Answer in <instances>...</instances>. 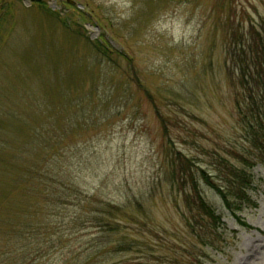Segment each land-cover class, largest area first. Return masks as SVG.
Instances as JSON below:
<instances>
[{"label": "rangeland", "instance_id": "rangeland-1", "mask_svg": "<svg viewBox=\"0 0 264 264\" xmlns=\"http://www.w3.org/2000/svg\"><path fill=\"white\" fill-rule=\"evenodd\" d=\"M12 1L0 11V127L11 131L12 150L0 156L14 163L11 155L38 130L47 161L67 167L81 199L92 194L126 206L127 214L118 216L116 233L100 231L83 222L75 196L49 200L14 166L5 176L0 165V264L105 258V246L122 237L140 252H118L115 260L264 264V163L243 139L225 64L230 22L258 21L264 0L0 5ZM177 152L191 160L194 184L173 179ZM242 153L251 160L249 199L231 213L200 170L223 186V163L244 167ZM194 188L218 216L217 228L196 210ZM34 222L37 234L24 243L21 226Z\"/></svg>", "mask_w": 264, "mask_h": 264}, {"label": "trees", "instance_id": "trees-1", "mask_svg": "<svg viewBox=\"0 0 264 264\" xmlns=\"http://www.w3.org/2000/svg\"><path fill=\"white\" fill-rule=\"evenodd\" d=\"M13 5H16L15 1L1 4L0 11L4 10L7 6L11 8ZM238 26V24L235 25L233 22H230L225 33L226 71L235 88L234 103L237 117L244 133L243 139L246 141L248 147L257 153V158L264 163V17H259L258 21L249 18L246 27L242 25L239 28ZM136 82L140 85L137 79ZM37 131L35 130L34 135L30 134L28 142L18 146L17 149L19 151L15 152L14 156L11 155L14 159L13 163L10 157H5L12 150L8 145V137L11 131L5 125L0 127V152L6 154L3 158L0 156L2 175L6 176V173L9 170L12 171L14 166V173L20 174L23 177V182L25 179L28 180L34 191L48 196L49 200L53 197V201H68L71 200L70 197L75 196V199H77L76 203L81 205L85 210V219L83 220L85 224L93 225L99 228L100 231H106V233L110 231H115L116 233L121 223L118 216L126 217V206H119L110 201L97 199L92 194H85L81 199L79 196L81 191L77 184L72 181L73 177L65 170L67 167L62 168L59 159L47 161L45 157L47 153H44L42 148L45 145H41L44 136L39 135L40 133ZM37 139L40 142H37ZM31 142H36L37 145L33 146ZM34 148L40 149V152H34ZM32 149L34 156L33 158H28L26 152L31 154ZM60 149L55 151L56 154L54 155L59 157V153H62ZM240 158L244 167L236 166L233 163H223V180L225 182L223 186L214 184L210 180L209 175L200 170L203 174L202 178L204 177L205 182L213 187L221 196L224 205L231 213L249 199L247 189L251 183V172L248 168L251 167V160L246 158L244 153L240 154ZM16 159H19L20 162H15ZM172 164L173 170L178 172V178L177 176L173 177L176 182L184 184L192 180L194 184V174L190 170L191 160L187 156L177 152ZM11 179L16 185L17 180H14L13 177ZM193 190L196 193L192 202L195 204L196 210L214 223V228H217L218 216H216L214 210L197 192L198 190L196 188ZM193 190L191 189V191ZM191 191H189V195ZM191 222L188 221L187 226L197 236L198 233L195 225ZM35 227L37 228L36 222L21 226L20 234L22 240H25L24 243H27L29 235L36 236L37 233L34 232ZM27 230L29 232L26 234ZM17 243L18 239L15 242V246L18 245ZM110 243L111 241L109 242L110 248H107L109 245L105 246L106 251H102L109 253L110 256L99 258V256L97 257L99 253L89 254L87 257L73 264H154L153 259H140L139 257L135 258L137 260H133L132 258L115 260L114 255L118 252L135 250L140 252V250L134 241L125 237L119 238L116 242L113 240ZM27 257L28 255L24 259H27ZM163 257H157L155 259L157 261L156 264H173L175 261V264H180L177 259L172 260V258ZM169 261L172 263H167Z\"/></svg>", "mask_w": 264, "mask_h": 264}, {"label": "water", "instance_id": "water-1", "mask_svg": "<svg viewBox=\"0 0 264 264\" xmlns=\"http://www.w3.org/2000/svg\"><path fill=\"white\" fill-rule=\"evenodd\" d=\"M30 1H40V0H30Z\"/></svg>", "mask_w": 264, "mask_h": 264}]
</instances>
